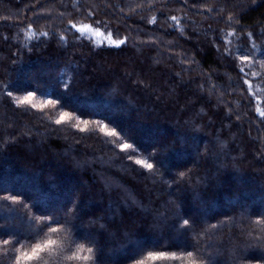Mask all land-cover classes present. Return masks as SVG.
Returning <instances> with one entry per match:
<instances>
[{
  "label": "trees",
  "instance_id": "obj_1",
  "mask_svg": "<svg viewBox=\"0 0 264 264\" xmlns=\"http://www.w3.org/2000/svg\"><path fill=\"white\" fill-rule=\"evenodd\" d=\"M221 29L235 31L230 56ZM252 41L260 59L264 0H0V240L12 241L0 264L49 239L29 264H75L78 243L93 248L89 264L150 250L264 264V80L251 76L264 68L239 62ZM8 91L60 107H17ZM60 110L89 124L56 125ZM95 121L128 133L134 159L154 168L112 151Z\"/></svg>",
  "mask_w": 264,
  "mask_h": 264
},
{
  "label": "snow or ice",
  "instance_id": "obj_2",
  "mask_svg": "<svg viewBox=\"0 0 264 264\" xmlns=\"http://www.w3.org/2000/svg\"><path fill=\"white\" fill-rule=\"evenodd\" d=\"M189 0H185V4H188ZM197 3V0H192V5L195 6ZM92 13H88V17H91ZM184 20L187 19L185 16L183 18ZM168 20L171 21L172 23L169 24V27H175V25L180 23V20L177 18L175 15H170L168 17ZM155 22V17H153L152 20H149V23H154ZM225 28H232L234 24V20L232 17H228L227 20L223 21ZM102 25V22L99 20H94V26L96 27V34L99 35V27ZM106 30L107 26L104 25ZM75 29L77 32H84L86 30H89V25H84L83 27H77L76 24H72L69 30ZM238 31V29L236 30ZM222 34V39L225 47V54L226 55H232V48L229 47L231 45V41L227 40V37H232L235 35V31H227L225 32L224 29L220 30ZM42 35H48V33H43ZM249 36L252 34L249 33ZM109 42L113 44L116 47H119L123 44L126 43L124 39H117V40H112L111 39V33H109ZM61 40L64 39L63 36L59 37ZM258 46L255 41H252L251 48L242 51L239 56V62L240 65H252L255 66L259 64L261 68H264V47H262L261 51V58L257 59L255 55V50L257 49ZM217 50L219 51V44H217ZM240 73L242 74L243 78V84L248 85V89L251 91L252 89V84L249 82L248 76L249 73L245 71V68L243 66L240 67ZM252 77H257L261 78L264 80V76L260 72L253 71L251 73ZM63 89L65 90H70L71 85L69 83L62 84ZM8 97H13L12 91H8L7 93ZM37 93L35 91H27L22 95H18L13 97V103L17 106H27L31 109H40L43 110L49 106L52 108L56 109L59 106L58 101L54 99H45L43 101L37 100ZM257 112L260 113L262 117H264V111H260V109H257ZM49 119H52L49 117ZM76 120L77 124H84L87 126L89 124V120L87 119H80L77 115H75L73 112L68 111V110H60L58 117L53 120L54 124L56 125H63L67 124L69 121ZM95 123L98 124L99 126V132L102 133L105 137H111L113 138L112 141L105 140L103 141L106 144L112 145V151H116V149H119V152L125 153V156L127 160L132 161L135 165L141 166L143 169H148L152 170L154 168L153 163H149L146 160L143 159H134L136 149L133 145V143L128 142L131 138L130 135L126 132L121 131L118 129L117 126L113 125L112 127L109 128L108 123H101L99 121H95ZM85 129L81 128L80 131H84ZM90 135H95V131L92 130L90 132ZM99 138V137H98ZM124 140L125 142H121V140ZM3 199H11L13 202L16 201V196H2ZM257 224L260 223V221L256 222ZM189 221L187 219L183 220V226H188ZM51 232L57 231L55 228L49 229ZM12 244V241L9 239H2L0 240V246H9ZM56 244V241L54 240H47L43 243H37L35 245H32L30 249L24 250L23 248H15L14 251L18 253L15 259V264H29V262L37 260L39 258V254L44 251L45 249L49 248L50 246ZM195 248V246H194ZM67 259H73V257H67ZM165 260H179L182 262H186V264H200V262L197 261L195 258V253L194 251H187L186 254L182 255H177L175 252H167V251H157V250H150L143 254L140 258L134 260L131 262V264H156L158 261H165Z\"/></svg>",
  "mask_w": 264,
  "mask_h": 264
},
{
  "label": "clouds",
  "instance_id": "obj_3",
  "mask_svg": "<svg viewBox=\"0 0 264 264\" xmlns=\"http://www.w3.org/2000/svg\"><path fill=\"white\" fill-rule=\"evenodd\" d=\"M93 248L86 246L84 243H78L74 250H71L70 255L73 259H66L75 262V264H89L93 260Z\"/></svg>",
  "mask_w": 264,
  "mask_h": 264
},
{
  "label": "rangeland",
  "instance_id": "obj_4",
  "mask_svg": "<svg viewBox=\"0 0 264 264\" xmlns=\"http://www.w3.org/2000/svg\"><path fill=\"white\" fill-rule=\"evenodd\" d=\"M105 68L107 69V68H109V67L105 66ZM110 70H111V67H110ZM123 74H124L125 77H129V76H130L128 73H123ZM144 88H145L147 91H149L150 93H154V94H156V95H159L157 92H153V91L150 89V87H149L148 85H144ZM189 91L192 92L191 90H189ZM131 127H132V126H131ZM73 205H75L74 201H73Z\"/></svg>",
  "mask_w": 264,
  "mask_h": 264
}]
</instances>
